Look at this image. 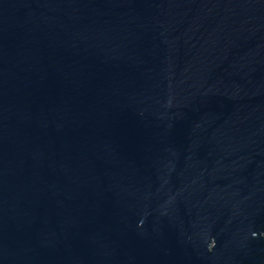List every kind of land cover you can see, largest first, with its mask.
<instances>
[{"label":"water","instance_id":"water-1","mask_svg":"<svg viewBox=\"0 0 264 264\" xmlns=\"http://www.w3.org/2000/svg\"><path fill=\"white\" fill-rule=\"evenodd\" d=\"M0 264H264V0H0Z\"/></svg>","mask_w":264,"mask_h":264}]
</instances>
